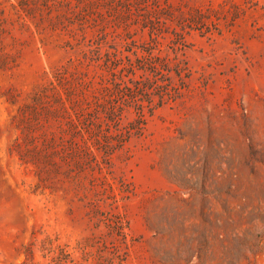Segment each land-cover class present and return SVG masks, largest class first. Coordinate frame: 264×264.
I'll return each mask as SVG.
<instances>
[{
  "label": "rangeland",
  "instance_id": "374dc122",
  "mask_svg": "<svg viewBox=\"0 0 264 264\" xmlns=\"http://www.w3.org/2000/svg\"><path fill=\"white\" fill-rule=\"evenodd\" d=\"M0 264H264V0H0Z\"/></svg>",
  "mask_w": 264,
  "mask_h": 264
}]
</instances>
